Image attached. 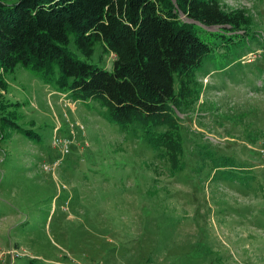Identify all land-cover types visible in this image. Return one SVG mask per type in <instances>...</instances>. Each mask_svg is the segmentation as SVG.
Instances as JSON below:
<instances>
[{
  "label": "rangeland",
  "instance_id": "obj_1",
  "mask_svg": "<svg viewBox=\"0 0 264 264\" xmlns=\"http://www.w3.org/2000/svg\"><path fill=\"white\" fill-rule=\"evenodd\" d=\"M218 1L248 12L254 38L225 57L217 47L194 72L192 105L170 106L174 173L101 98L0 70V118L17 126L0 120V264H264V0ZM65 49L112 69L101 42L85 56L69 35Z\"/></svg>",
  "mask_w": 264,
  "mask_h": 264
},
{
  "label": "trees",
  "instance_id": "obj_2",
  "mask_svg": "<svg viewBox=\"0 0 264 264\" xmlns=\"http://www.w3.org/2000/svg\"><path fill=\"white\" fill-rule=\"evenodd\" d=\"M177 12L191 22H181ZM251 27L244 8H225L218 0H0V70L19 64L56 88L101 98L108 120L137 125L174 173L183 167V140L170 106L192 105L195 70L214 59L220 45L225 57L254 38ZM69 35L85 56L101 42L113 54L112 69L73 57L65 49ZM0 120L17 127L10 118Z\"/></svg>",
  "mask_w": 264,
  "mask_h": 264
},
{
  "label": "built area",
  "instance_id": "obj_3",
  "mask_svg": "<svg viewBox=\"0 0 264 264\" xmlns=\"http://www.w3.org/2000/svg\"><path fill=\"white\" fill-rule=\"evenodd\" d=\"M57 143L59 144L62 153L67 151V141L58 140Z\"/></svg>",
  "mask_w": 264,
  "mask_h": 264
}]
</instances>
